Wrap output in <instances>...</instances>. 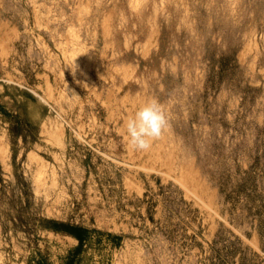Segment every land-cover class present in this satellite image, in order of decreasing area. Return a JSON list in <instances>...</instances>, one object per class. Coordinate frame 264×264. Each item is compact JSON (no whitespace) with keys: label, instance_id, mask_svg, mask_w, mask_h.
Returning <instances> with one entry per match:
<instances>
[{"label":"rangeland","instance_id":"1","mask_svg":"<svg viewBox=\"0 0 264 264\" xmlns=\"http://www.w3.org/2000/svg\"><path fill=\"white\" fill-rule=\"evenodd\" d=\"M153 99L167 127L134 149ZM0 158V264H63L56 222L150 264H264V0H0Z\"/></svg>","mask_w":264,"mask_h":264},{"label":"crops","instance_id":"2","mask_svg":"<svg viewBox=\"0 0 264 264\" xmlns=\"http://www.w3.org/2000/svg\"><path fill=\"white\" fill-rule=\"evenodd\" d=\"M9 98L7 96L8 100H9ZM4 99H6V98H4ZM9 101H12L13 104L15 106H17L18 108L20 107V110H21L20 112L23 113L24 117L29 119L31 124L39 125V135L46 134L47 128H48L49 119H47L45 121H43L44 119H41V120H38L37 118L32 119L30 113L28 112V107L26 105L25 106L22 105V101H23L25 104H27L29 106H33L32 105V100H30L29 98L23 97V96H19V97H15V98L11 97V99ZM32 110L34 111V109H32ZM37 116H39V115H37ZM38 122H42V123L40 124ZM45 122H46V124H45ZM85 228L91 230L92 232H91V237H90L89 241H87L84 244V249H83V255H84L83 258H84V260L87 259V261H89L90 258H91V255L94 254V253L91 252L92 249L90 248V242L92 240H96V238L99 237V238H101L100 239V242H101L100 244L101 245L104 244V249H103V255L102 256L103 257L104 256H107V257L111 256V258H112L111 259V264H119V263L126 264V263H128V261H127V256L128 255L129 256H133V257L135 255L137 257V260H138L139 264H150L149 256H148L149 252H146V250L143 249V248L142 249H137V250L132 249L130 247L131 244H132V241L129 238H127L125 235L112 233L110 237L108 235L101 236L97 232H94V230L92 229L91 226H87ZM41 229L43 230L42 231L43 234H45L47 236H53L54 237V235H56V232H54V231H50V230L45 229V228H41ZM60 236L63 238V242L67 243V244H65L63 246V251H62V253L63 252L66 253L64 258L67 259V256L70 254V251L72 252L76 248V246L78 245V240L75 239L72 236L67 235V234L66 235H60ZM130 253H132V254H130ZM145 253L148 254L146 261H145V258L142 257ZM137 255H140V256H137ZM125 257H126V259H124ZM85 264H86V262H85Z\"/></svg>","mask_w":264,"mask_h":264},{"label":"clouds","instance_id":"3","mask_svg":"<svg viewBox=\"0 0 264 264\" xmlns=\"http://www.w3.org/2000/svg\"><path fill=\"white\" fill-rule=\"evenodd\" d=\"M75 69L72 68L73 72ZM167 123V115L159 102L155 99L146 102L126 121L128 143L134 149L148 150L152 141L162 135Z\"/></svg>","mask_w":264,"mask_h":264},{"label":"trees","instance_id":"4","mask_svg":"<svg viewBox=\"0 0 264 264\" xmlns=\"http://www.w3.org/2000/svg\"><path fill=\"white\" fill-rule=\"evenodd\" d=\"M42 228L54 231L56 233H64L77 239L78 245L72 252L70 251V254L67 256V259H65L63 264H83L84 244L89 241L92 232L91 230L81 226H68L58 222L42 226ZM94 232H97L101 236H111L110 233H105L100 230H94ZM100 239L101 238H99V240ZM37 264H46V261L39 260Z\"/></svg>","mask_w":264,"mask_h":264}]
</instances>
